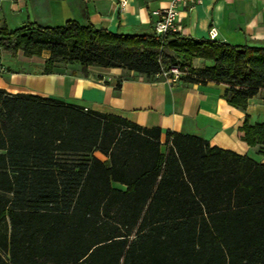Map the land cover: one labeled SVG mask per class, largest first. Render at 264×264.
<instances>
[{"label": "trees", "instance_id": "16d2710c", "mask_svg": "<svg viewBox=\"0 0 264 264\" xmlns=\"http://www.w3.org/2000/svg\"><path fill=\"white\" fill-rule=\"evenodd\" d=\"M0 47L48 50L44 72L77 62L84 73L97 65L149 78L178 66L188 83L223 84L242 110L264 93V47L247 44L70 19L0 26ZM240 131L247 145H264V122L246 115ZM160 135L0 89V264H264V164L179 132H166L162 151Z\"/></svg>", "mask_w": 264, "mask_h": 264}, {"label": "crops", "instance_id": "0c3cea01", "mask_svg": "<svg viewBox=\"0 0 264 264\" xmlns=\"http://www.w3.org/2000/svg\"><path fill=\"white\" fill-rule=\"evenodd\" d=\"M167 1L126 0L122 8L120 0H0V26L14 29L27 22L60 26L73 19L113 33L152 34L151 9ZM177 25L184 36L209 38L214 27L218 40L264 47V0H202L191 9H180ZM49 56L48 50L28 56L0 47V89L118 115L142 127H159L162 151L166 132H179L264 164V145H247L240 131L246 115L251 124L264 122V93L251 97L242 110L223 98V84L188 83L181 76L166 80L161 74L147 78L125 68L97 65L84 73L77 62H56L52 72H44Z\"/></svg>", "mask_w": 264, "mask_h": 264}, {"label": "built area", "instance_id": "2783aa9c", "mask_svg": "<svg viewBox=\"0 0 264 264\" xmlns=\"http://www.w3.org/2000/svg\"><path fill=\"white\" fill-rule=\"evenodd\" d=\"M202 0H168L165 6L151 9V14L155 17L152 33L155 36H162L167 32H177V17L180 9H191L198 5ZM126 0H120V6L123 8ZM209 39H217V32L214 27L209 31ZM162 77L166 80H174L182 75L178 66H172L167 70H162Z\"/></svg>", "mask_w": 264, "mask_h": 264}, {"label": "rangeland", "instance_id": "374dc122", "mask_svg": "<svg viewBox=\"0 0 264 264\" xmlns=\"http://www.w3.org/2000/svg\"><path fill=\"white\" fill-rule=\"evenodd\" d=\"M192 63H193L194 66L198 67V66H201L202 65V60H199V59L194 58L192 60ZM96 154L103 158V156L100 153L96 152Z\"/></svg>", "mask_w": 264, "mask_h": 264}]
</instances>
